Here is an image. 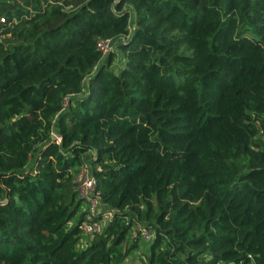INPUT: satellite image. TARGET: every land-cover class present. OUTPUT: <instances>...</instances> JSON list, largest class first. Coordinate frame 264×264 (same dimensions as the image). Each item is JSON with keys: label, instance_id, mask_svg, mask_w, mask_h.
<instances>
[{"label": "trees", "instance_id": "1", "mask_svg": "<svg viewBox=\"0 0 264 264\" xmlns=\"http://www.w3.org/2000/svg\"><path fill=\"white\" fill-rule=\"evenodd\" d=\"M1 17L0 264H121L140 240L141 264H264V0H0ZM84 161L114 208L92 235ZM135 223L152 238L129 242Z\"/></svg>", "mask_w": 264, "mask_h": 264}, {"label": "built area", "instance_id": "2", "mask_svg": "<svg viewBox=\"0 0 264 264\" xmlns=\"http://www.w3.org/2000/svg\"><path fill=\"white\" fill-rule=\"evenodd\" d=\"M0 20L3 21L4 17H1ZM102 43H104L103 45L106 46L105 50H110L113 47V41L111 39H101L98 42V46L101 51L103 49ZM74 180L76 182L75 188L77 190L78 196L82 199V207L86 211L85 217L82 219L79 226L81 228L82 234L92 235L94 232L101 230L105 222L103 218H107L108 214L112 215L114 208L111 206L106 208L108 205L102 201L101 195L96 189V178L90 171V165L88 161L82 162L77 167L74 173ZM98 214H101V219L95 220L93 217ZM131 229H133V231L135 230V232H132L133 235H136L137 231L139 230L140 237L145 240H149L153 236L152 229L139 223L132 225Z\"/></svg>", "mask_w": 264, "mask_h": 264}, {"label": "rangeland", "instance_id": "3", "mask_svg": "<svg viewBox=\"0 0 264 264\" xmlns=\"http://www.w3.org/2000/svg\"><path fill=\"white\" fill-rule=\"evenodd\" d=\"M128 8L130 9V30L133 28L134 26V11L133 9L128 6ZM122 38H127V37H122ZM104 43H102L103 45ZM103 49H102V57L100 58V62L103 61L105 59V56L108 54V51L109 49L105 50L106 49V46L103 45L102 46ZM123 54H122V51L118 50L115 57H114V60L111 64V67L114 68V69H118L119 67H121L123 65ZM106 208H109V205L106 206ZM109 210V209H108ZM111 215L108 214V217L107 218H103L105 221H107L106 219H109ZM132 232H135V230L133 231V229H131ZM134 236L133 233L130 235V237L128 238V241L131 242L132 240H134ZM147 246V244H144V242L142 240H140V245H139V248H136L132 253H130V255L128 256L129 258V262L127 264H141V260H140V252H142V250H144V248Z\"/></svg>", "mask_w": 264, "mask_h": 264}, {"label": "crops", "instance_id": "4", "mask_svg": "<svg viewBox=\"0 0 264 264\" xmlns=\"http://www.w3.org/2000/svg\"><path fill=\"white\" fill-rule=\"evenodd\" d=\"M129 262V258L127 259V261H124V263L121 264H127Z\"/></svg>", "mask_w": 264, "mask_h": 264}]
</instances>
